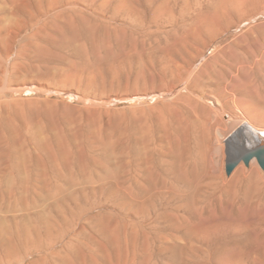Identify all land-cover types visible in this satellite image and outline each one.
Listing matches in <instances>:
<instances>
[{
	"label": "rangeland",
	"instance_id": "374dc122",
	"mask_svg": "<svg viewBox=\"0 0 264 264\" xmlns=\"http://www.w3.org/2000/svg\"><path fill=\"white\" fill-rule=\"evenodd\" d=\"M239 117L264 130V0H0V264H264Z\"/></svg>",
	"mask_w": 264,
	"mask_h": 264
},
{
	"label": "bare ground",
	"instance_id": "6f19581e",
	"mask_svg": "<svg viewBox=\"0 0 264 264\" xmlns=\"http://www.w3.org/2000/svg\"><path fill=\"white\" fill-rule=\"evenodd\" d=\"M248 23V22H247ZM213 41V40H212ZM225 49V48H224ZM221 51V50H220ZM222 54V53H221ZM163 58V57H162ZM169 59V58H168ZM204 60V59H203ZM203 60H201V61H203ZM214 61V60H213ZM173 63V62H172ZM176 71V70H175ZM191 72H193L192 70H191ZM190 73V72H189ZM199 73H201V72H199ZM183 74H184V72H183ZM185 74H186V72H185ZM188 76V75H187ZM186 76V77H187ZM192 76V75H191ZM168 77V76H167ZM188 77H190V75L188 76ZM197 77H199V76H197ZM202 77V76H201ZM195 78V77H194ZM184 79V78H183ZM187 79V78H186ZM185 80V79H184ZM176 81H178V80H176ZM186 81V80H185ZM187 81H188V79H187ZM186 81V82H187ZM201 81V80H200ZM174 82V81H173ZM197 83V82H196ZM184 86V85H183ZM191 86V85H190ZM215 86V85H214ZM179 89V88H178ZM185 89V88H184ZM170 90V89H169ZM172 90V89H171ZM261 90V89H260ZM180 91V90H179ZM188 91V90H187ZM174 92H177V91H174ZM173 92V93H174ZM157 93V92H156ZM168 93V92H167ZM166 93V94H167ZM197 93V92H196ZM224 93V92H223ZM177 94H178V92H177ZM176 94V95H177ZM217 94H218V92H217ZM169 95H171V94H169ZM221 95V94H220ZM189 96V95H188ZM172 97V96H171ZM190 97V96H189ZM202 97V96H201ZM197 98V97H196ZM210 98V97H209ZM215 98V97H214ZM217 101H218V99H217ZM256 104V103H255ZM260 106V105H259ZM220 111V110H219ZM243 112V111H242ZM228 113V112H227ZM249 117V116H248ZM220 118H222V117H220ZM250 118V117H249ZM251 118H253V117H251ZM228 119V118H227ZM246 119H248V118H246ZM210 120V119H209ZM213 120H215V119H213ZM222 120V119H221ZM177 121H179V120H177ZM177 121H176V123H177ZM173 122V121H172ZM215 122V121H214ZM252 122H254V121H252ZM252 122H250V121H247V120H243V119H241V117H239L238 119H235V121H234V123H232V124H234V127H231L232 126V124H230L231 126V128H234V130H233V132L230 134V136L228 137V140H227V142L230 144V146H236L237 144H238V146H239V150L238 151H242V150H244L247 146H249V147H251V146H254V145H257V144H264V130L263 129H260V128H257V127H255L253 124H252ZM178 124V123H177ZM180 126V125H179ZM177 128H178V126H177ZM180 128V127H179ZM213 128V127H212ZM224 128V127H223ZM175 129V128H174ZM181 129V128H180ZM180 129H179V133H181L180 132ZM222 129V128H221ZM227 129V128H226ZM230 129V128H229ZM214 130H216V129H214ZM217 130H218V127H217ZM178 131V130H177ZM177 131H175V134H177ZM225 131V130H224ZM216 132V131H215ZM221 132V131H220ZM183 133V132H182ZM182 133H181V135H182ZM218 133H219V131H218ZM216 134V133H215ZM178 135V134H177ZM227 135V134H226ZM184 136V135H183ZM180 137V136H179ZM182 137V136H181ZM225 137V136H224ZM176 138H178V137H176ZM184 138V137H183ZM222 138V137H221ZM166 139V138H165ZM184 140H186L185 138H184ZM209 140V139H208ZM224 140V139H223ZM223 140H219V138H215L214 140H213V143H212V153L211 154H209L210 155V157H209V163H210V165L213 167V166H215L216 164H218L219 162H221V160L223 159V145H222V143L225 141H223ZM173 141H176V140H172V144H173ZM181 141V140H180ZM183 141V140H182ZM185 142V141H184ZM189 142V140H187V143ZM226 142V141H225ZM178 143V141H176V144ZM175 144V145H176ZM182 145L183 144H186V142L185 143H181ZM179 147L181 148V146L179 145ZM185 146L183 145V148H184ZM187 147H190V145H188ZM187 147L185 148V149H187ZM211 147V146H210ZM182 148V149H183ZM235 148H238V147H235ZM182 149H181V151H182ZM185 149L183 150V151H185ZM178 150V149H177ZM188 150V149H187ZM179 152H180V150H178ZM235 151V150H234ZM233 150H232V152L235 154V152H234ZM237 151V150H236ZM176 152V151H175ZM178 152V153H179ZM187 152V151H186ZM228 152H229V150H228ZM238 153V152H237ZM182 154H184V153H182ZM190 154V153H189ZM230 154V153H229ZM152 155V154H151ZM150 155V157H152ZM180 155H181V153H180ZM197 155V154H196ZM171 156V155H170ZM179 156V155H178ZM228 156V155H227ZM160 157V156H159ZM172 157V156H171ZM188 157V156H187ZM226 157V156H225ZM162 158V157H161ZM175 158V157H174ZM193 158V157H192ZM155 159V158H154ZM160 159V158H159ZM172 159V158H171ZM176 159V158H175ZM181 159V158H180ZM185 159H186V157H185ZM188 159H189V157H188ZM205 160V159H204ZM152 161V160H151ZM222 161H224V160H222ZM177 162H179V161H177ZM191 162V161H190ZM153 163H154V161H153ZM187 163V162H186ZM193 163V162H192ZM252 163V162H251ZM159 164V163H158ZM190 164V163H189ZM184 165V164H183ZM193 165H195V163L193 164ZM249 166V165H248ZM253 166H254V162H253ZM253 166H251V168L249 169V170H247V169H245L244 167H242V166H239V168L237 169V172H236V174L237 175H247V174H250L252 171H255L254 169H256V167L254 168ZM156 167V166H155ZM157 168H159V167H157ZM157 168H155L156 170H157ZM161 168V167H160ZM209 170H211V169H209ZM217 170V169H216ZM215 171V170H214ZM149 172H152V171H149ZM209 172V171H208ZM211 172V171H210ZM213 172V171H212ZM155 172H153L152 174H154ZM158 173V172H157ZM160 173H161V171H160ZM214 173V172H213ZM216 173V172H215ZM214 173V174H215ZM152 174H150L151 176H152ZM156 174V173H155ZM162 174V173H161ZM210 174V173H209ZM153 177L154 176H152V179H153ZM163 177V176H162ZM158 178V177H157ZM166 180V179H165ZM264 181V180H263ZM155 183V182H154ZM166 184H164V186H165ZM159 186H161L160 184H159ZM162 187V186H161Z\"/></svg>",
	"mask_w": 264,
	"mask_h": 264
},
{
	"label": "water",
	"instance_id": "95a60500",
	"mask_svg": "<svg viewBox=\"0 0 264 264\" xmlns=\"http://www.w3.org/2000/svg\"><path fill=\"white\" fill-rule=\"evenodd\" d=\"M252 159H256L260 168L264 170V144H257L251 147L247 146L244 150L230 155L226 160V175L229 176L241 161L245 166H248Z\"/></svg>",
	"mask_w": 264,
	"mask_h": 264
}]
</instances>
